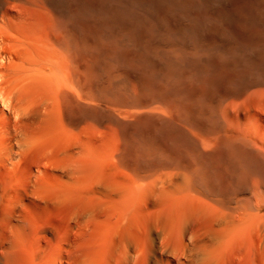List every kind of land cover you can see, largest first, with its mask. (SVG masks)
Listing matches in <instances>:
<instances>
[{
    "label": "bare ground",
    "instance_id": "1",
    "mask_svg": "<svg viewBox=\"0 0 264 264\" xmlns=\"http://www.w3.org/2000/svg\"><path fill=\"white\" fill-rule=\"evenodd\" d=\"M0 264H264V0H0Z\"/></svg>",
    "mask_w": 264,
    "mask_h": 264
}]
</instances>
